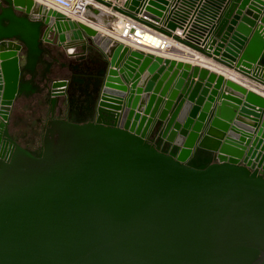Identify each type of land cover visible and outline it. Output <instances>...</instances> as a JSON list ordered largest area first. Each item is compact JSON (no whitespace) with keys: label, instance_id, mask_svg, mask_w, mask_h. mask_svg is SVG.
I'll return each instance as SVG.
<instances>
[{"label":"water","instance_id":"95a60500","mask_svg":"<svg viewBox=\"0 0 264 264\" xmlns=\"http://www.w3.org/2000/svg\"><path fill=\"white\" fill-rule=\"evenodd\" d=\"M95 1L208 61L132 47L41 0H0V264H264V95L210 68L264 85V1ZM96 49L97 119L49 120L34 152L12 138L19 96L39 87L29 76L75 71ZM72 84L52 79V112Z\"/></svg>","mask_w":264,"mask_h":264},{"label":"flooded vegetation","instance_id":"af4514ba","mask_svg":"<svg viewBox=\"0 0 264 264\" xmlns=\"http://www.w3.org/2000/svg\"><path fill=\"white\" fill-rule=\"evenodd\" d=\"M107 63L102 52H87L82 63L75 69H61L59 63L51 65L47 75L44 66L29 76L38 84L34 92L19 96L11 113L9 129L12 138L35 151L42 144V134L53 118H67L77 122L96 120L101 113L103 70ZM69 77L73 81L72 102L66 110L52 112L49 108L48 86L53 78Z\"/></svg>","mask_w":264,"mask_h":264},{"label":"built area","instance_id":"2783aa9c","mask_svg":"<svg viewBox=\"0 0 264 264\" xmlns=\"http://www.w3.org/2000/svg\"><path fill=\"white\" fill-rule=\"evenodd\" d=\"M46 2L48 5L56 7L64 11L70 17L81 20L91 25L95 24L94 14L92 8L94 6L101 7L95 0H41ZM109 10L112 12V17H110L111 23L108 25L107 34L119 39L132 47L141 48L144 50H149L157 53L166 54L171 50L175 39L171 36L164 34L138 20L127 15L120 14L111 8ZM115 13V15L113 14ZM96 17V16H95ZM180 33L182 31L179 30ZM153 33L158 39L159 43L157 45H151L150 43H144L140 41L142 34Z\"/></svg>","mask_w":264,"mask_h":264},{"label":"crops","instance_id":"0c3cea01","mask_svg":"<svg viewBox=\"0 0 264 264\" xmlns=\"http://www.w3.org/2000/svg\"><path fill=\"white\" fill-rule=\"evenodd\" d=\"M123 1L124 0H119L120 3H122ZM173 2H174V0H173ZM194 4L195 5H193V7L190 9V12H189V14L187 16L186 21L193 16V13H195V10L198 8V6H197L198 5V2L197 3L195 2ZM224 4L225 3H223V5ZM262 7L263 8H262L261 12H259L260 13V16L256 20L255 27H258L260 24L261 25H264V23H262V21H261V17L264 15V4H263ZM103 9H105V8L103 7ZM103 9L100 10L99 12H95V13H101L102 16H104L106 19H110L109 15L112 12H110V11L108 12L107 10L104 11ZM107 9H109V8H107ZM113 14L115 15V13H113ZM96 18L100 19L99 16H97ZM97 25L98 24H96V25L93 24V26H95V27ZM99 27H101V26H99ZM152 45H154V44H152ZM174 46L177 49V51H172V53L171 52H167V54H163V55H165V56H167V55L168 56H176V57H179V58H183L184 61H189V62H192V63H197L198 62V61L189 60V59L185 58L184 56L181 57V50H184V49H182L183 48L182 45H173V47ZM145 51H149V50H145ZM155 53H157V52H155ZM160 54H162V53H160ZM201 65H204V63H201ZM220 67H222V68H215L213 66H210V68L212 70H215L217 73H223L224 76H225V78H231V79H233V80L241 83L242 85H245L247 88L252 89V90H255V91H257V92H259V93H261V94L264 95V85L263 84H261V83L255 81L254 79L248 77L244 73H242L240 71H237V70H235L233 68H230V67H228V66H226L224 64H220ZM222 91H223V89H222ZM224 92H225V90H224Z\"/></svg>","mask_w":264,"mask_h":264},{"label":"bare ground","instance_id":"6f19581e","mask_svg":"<svg viewBox=\"0 0 264 264\" xmlns=\"http://www.w3.org/2000/svg\"><path fill=\"white\" fill-rule=\"evenodd\" d=\"M92 14H94L96 17L97 16H99V18L100 19H98V18H96L97 19V21H95V25L96 24H98L99 26H101V27H99L98 25L96 26L99 30H101L102 32H104L105 34H107V28H108V25H109V23H111V20L110 19H106L104 16H102V14L101 13H92ZM144 37H146V39L145 38H143V39H145V42H144V40L141 38V40L140 41H142V42H144L145 44L146 43H150L151 45L152 44H154V45H157L158 43H159V39H158V37L155 35V34H151V33H144V34H142ZM150 37V38H149ZM173 45H182L179 41H176L175 40V42H174V44ZM182 49H184V50H182V51H189V48H187V47H185V46H183L182 45ZM172 51H177V49L175 48V46L174 47H172L171 48V50L169 51V52H171L172 53ZM170 53V54H171ZM167 54V53H166ZM185 58H187V59H189V60H193V61H197V60H202V61H208V60H206L202 55H200V56H198V57H195V56H189V55H187V57L186 56H184ZM201 63H203V62H201Z\"/></svg>","mask_w":264,"mask_h":264},{"label":"rangeland","instance_id":"374dc122","mask_svg":"<svg viewBox=\"0 0 264 264\" xmlns=\"http://www.w3.org/2000/svg\"><path fill=\"white\" fill-rule=\"evenodd\" d=\"M104 8H105V9H103L104 11H105V10H107L108 12L110 11L109 9H107V7H104ZM107 11H106V12H107ZM110 12H111V11H110ZM143 38L146 39V37H142V39H143ZM149 38H150V37H149Z\"/></svg>","mask_w":264,"mask_h":264}]
</instances>
